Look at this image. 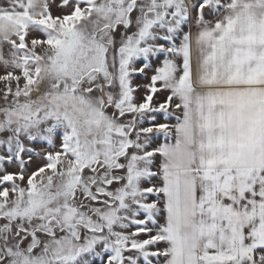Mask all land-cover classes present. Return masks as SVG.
<instances>
[{
    "label": "snow or ice",
    "instance_id": "snow-or-ice-1",
    "mask_svg": "<svg viewBox=\"0 0 264 264\" xmlns=\"http://www.w3.org/2000/svg\"><path fill=\"white\" fill-rule=\"evenodd\" d=\"M0 264H264V0H0Z\"/></svg>",
    "mask_w": 264,
    "mask_h": 264
}]
</instances>
